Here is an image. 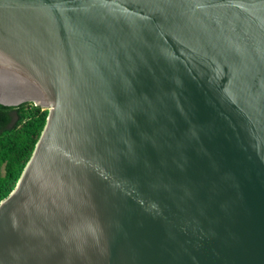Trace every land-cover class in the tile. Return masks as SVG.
Wrapping results in <instances>:
<instances>
[{
  "label": "water",
  "instance_id": "1",
  "mask_svg": "<svg viewBox=\"0 0 264 264\" xmlns=\"http://www.w3.org/2000/svg\"><path fill=\"white\" fill-rule=\"evenodd\" d=\"M23 103L0 264H264V0H0Z\"/></svg>",
  "mask_w": 264,
  "mask_h": 264
},
{
  "label": "trees",
  "instance_id": "2",
  "mask_svg": "<svg viewBox=\"0 0 264 264\" xmlns=\"http://www.w3.org/2000/svg\"><path fill=\"white\" fill-rule=\"evenodd\" d=\"M25 104L0 105V159L6 161L5 173L0 177V201L15 187L45 123L46 110L33 106L29 117L22 125L23 142L13 152L11 134L19 122L16 118L14 123L13 118L18 115Z\"/></svg>",
  "mask_w": 264,
  "mask_h": 264
},
{
  "label": "rangeland",
  "instance_id": "3",
  "mask_svg": "<svg viewBox=\"0 0 264 264\" xmlns=\"http://www.w3.org/2000/svg\"><path fill=\"white\" fill-rule=\"evenodd\" d=\"M32 107H33V105L31 103H26L24 105L23 109L18 113V115L14 116V118H13L14 123L16 122L17 119L19 120L18 124L15 126V128L11 134V142H12L13 152H15V150L23 142L22 125H23L24 121L29 117L30 112L32 110ZM5 165H6V161L0 159V177L3 176L5 173Z\"/></svg>",
  "mask_w": 264,
  "mask_h": 264
}]
</instances>
